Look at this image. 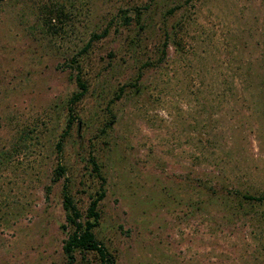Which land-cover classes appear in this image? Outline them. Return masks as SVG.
<instances>
[{
    "label": "rangeland",
    "instance_id": "obj_1",
    "mask_svg": "<svg viewBox=\"0 0 264 264\" xmlns=\"http://www.w3.org/2000/svg\"><path fill=\"white\" fill-rule=\"evenodd\" d=\"M90 155L115 264H264V0H0V264H64Z\"/></svg>",
    "mask_w": 264,
    "mask_h": 264
},
{
    "label": "trees",
    "instance_id": "obj_2",
    "mask_svg": "<svg viewBox=\"0 0 264 264\" xmlns=\"http://www.w3.org/2000/svg\"><path fill=\"white\" fill-rule=\"evenodd\" d=\"M57 11L62 13V11ZM127 10L124 8L120 9V17L124 23H129L132 17L128 15ZM135 13H140V8H135ZM51 18L47 20V24L51 23ZM48 25V26H50ZM105 29L103 32H106ZM100 33H93L92 38L99 37ZM89 42L85 44L82 48L85 51ZM164 46H166V41ZM164 46L162 48V54H165ZM82 52V51H81ZM73 65L76 69L75 80L77 84V90L74 91L68 99L67 102V121L64 129L60 133V138L55 143V148L57 153H60L63 144V138L69 135L72 128V124L77 118L75 105L82 98V96L87 92V83L82 77L81 66L79 65V60L73 58ZM89 162L91 163V170L99 178L101 182L99 187L96 189L95 194L90 197L89 203L85 208V211L82 210L76 203L72 192L69 190L68 177H64L62 184V205L65 211V226L69 227L67 236L63 239L62 250L65 256L64 264H71L74 262L77 252H94L98 257V264H115L114 255L104 243L97 237L95 228L99 224L100 211H99V202L105 196V189L102 183L105 181V177L102 175L100 166L93 155L89 156ZM65 166L61 162H57L54 168V179H58L65 175ZM242 196L248 200H263L264 193L261 195H255L253 193H242Z\"/></svg>",
    "mask_w": 264,
    "mask_h": 264
}]
</instances>
